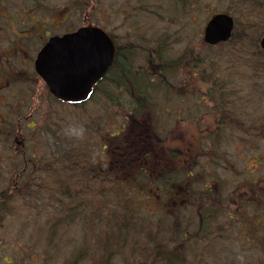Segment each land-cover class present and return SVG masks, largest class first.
<instances>
[{
	"label": "rangeland",
	"instance_id": "rangeland-1",
	"mask_svg": "<svg viewBox=\"0 0 264 264\" xmlns=\"http://www.w3.org/2000/svg\"><path fill=\"white\" fill-rule=\"evenodd\" d=\"M140 9L142 14L151 15L153 22L142 21V23L155 25V37L157 41H161L158 45L162 46L163 43H168L169 53L166 55V60L174 61L183 55L184 63L187 62L189 63L188 67H193L190 70L191 74L170 75L162 83H157L158 81L154 80L147 86L149 89L146 94L148 98L146 104H143L146 107L141 108L137 114L125 104L116 107L109 102L106 113V109L99 106L100 97H95L101 90H97L92 96L93 98L84 105L78 107L68 104L60 105L61 138L64 137L69 144L79 142L91 146L93 131L102 128V135L106 136L105 138L108 140L112 139L111 137H114L116 141L135 140L133 149L136 147L149 149L151 142L160 143L159 139H162L163 146L165 143L166 145L170 143L173 150L179 152L178 148L181 145H188L193 135L197 136L199 130L204 129L207 140L196 146L202 148L204 153L202 165L206 172H210L205 177L214 180L212 186L215 187L212 188V191L215 190L217 193L216 196L210 193L207 199L215 197L217 199L220 195L221 206L218 208L209 207L210 211H215L213 214L215 218L208 222L206 220V223L202 224L199 232L203 234L204 238L196 233V218L190 216L189 209L182 211L169 209L170 215L163 223L165 221L167 223L172 217H177L178 221H181L180 224H184L188 239L195 241L194 243L189 240L186 242L185 252L188 264H264V256L262 257L264 248L259 249L260 247L256 246L257 241L261 242L260 228L264 229L262 210L259 208L260 202H254L258 197L255 200L251 199L250 203H254L247 207L244 203L241 207L230 210L224 204L228 201V197L246 200L247 195L244 193L247 179L246 169L248 171L252 169L251 162L255 157L264 160V139L261 138L264 137V132H259L257 129L264 125V54L256 64L252 63V58L248 57L249 52H253L257 48L261 49L260 40L264 35L259 36V34L264 29V0H184L183 2L180 0H140ZM218 12H227L235 17L237 23L246 24L249 29H252L248 35L256 37L257 42L245 43L242 39L243 36L236 32L232 41L227 45L206 47L201 39L203 25L210 15ZM251 25L252 28H250ZM165 36L168 38L166 39ZM236 57L238 61L232 64L231 62ZM183 72L186 70L183 69ZM145 81L148 83V80ZM168 85H170L169 88H167ZM153 86L156 89L152 92ZM187 88H194L196 92H184ZM209 88H214L215 91H207ZM160 89L166 90L163 92L159 91ZM197 89H205L208 97L204 103L209 107L201 109V112L204 113L205 120L207 117H214L213 124L210 125L208 122L204 127L198 126V130L196 125L191 122L175 123V113H170L165 117L164 113L167 112L164 106L180 111L183 113L182 118L190 114L197 115L199 108L191 100L197 97L202 102V97H204L203 92L197 91ZM175 91L184 92L186 96L183 98V95V100H181ZM112 99H117V96H111L109 100ZM227 101L235 105L237 118L232 116V111L227 108ZM201 102L198 100L195 103L201 104ZM93 103L96 104L92 105ZM154 116H157L156 126L151 124V119ZM105 117H107L106 127L103 126L104 124L99 126ZM243 120L244 123L241 122ZM208 121H211V118ZM228 122L233 125L228 126ZM122 125L125 128L118 134ZM250 125H254L255 130L248 129ZM209 128L212 129V132H209ZM137 130L143 131L142 139H138L136 133L133 134V131ZM252 135L253 140L249 146L248 137ZM193 143L195 145L197 142L193 140ZM96 146H98L97 143ZM233 152L236 155L235 161L234 156H229ZM250 153L252 160H248L247 166H245L246 157ZM92 154L94 157V148ZM175 159H177L176 165L182 168V162L178 161V154ZM197 171L195 173H199ZM127 172L129 171L125 172L124 177L121 176V181H124V184H120L117 190H129L133 187L135 190L124 191V194H121L122 197H125L124 205L135 209L138 215H142L144 211L153 213L158 210V200L152 193L147 196L145 192L150 189L149 182L145 183L147 180L150 181L146 172L141 171L136 177H134L133 171ZM8 177L11 176L0 175V189L9 183ZM196 177V175L192 176L193 179ZM252 177H258L256 184H264V163L257 173L253 172ZM133 180L138 184L142 183V185L135 186ZM180 181L181 176L177 174L174 182L177 184ZM152 188L155 189L156 186H152ZM158 192L168 194L166 185H162ZM50 193L45 195L42 192L40 197L31 201H27L25 198L16 201L15 199L1 201L0 264H61L67 260L65 257L69 256L76 248L77 238L73 239V233L67 231L61 236L62 243L65 244L68 238L71 239L63 246L62 252H57V250L55 252L53 249L45 254L44 239L51 233L53 227L55 228L54 223L57 222L58 212V209H54L51 201H46L52 200L49 198ZM41 198L47 203L46 205L36 206L37 208L32 206L41 204L42 202H32ZM208 204H211V201L207 200L206 206ZM239 204L241 203L238 202L237 205ZM133 205L138 206L131 207ZM153 214L155 215L151 214L152 220L155 221L162 212ZM226 214L232 215V217L230 218ZM246 236L253 238L248 241L244 238ZM152 238L157 237L153 235ZM73 240L76 242L73 243ZM119 258L118 256L109 258L110 262L108 263L118 264L120 263ZM75 264H92V261L89 262L83 258ZM157 264H162V262Z\"/></svg>",
	"mask_w": 264,
	"mask_h": 264
},
{
	"label": "flooded vegetation",
	"instance_id": "flooded-vegetation-1",
	"mask_svg": "<svg viewBox=\"0 0 264 264\" xmlns=\"http://www.w3.org/2000/svg\"><path fill=\"white\" fill-rule=\"evenodd\" d=\"M142 21L153 22V19L151 15L142 14L140 0H0V175L13 177L10 184H5L0 191L52 192L51 202L54 209L59 211L60 208L68 207L78 213L81 207L84 208V214L92 217L98 213L94 208H100V213L104 212L102 206L107 203L106 190L110 171L116 170L119 173L120 170L125 169V166L136 163L140 170L149 175L150 182L156 186L157 191L161 190L157 187L159 176L167 174L168 194L163 196L161 193L155 194V199L158 200L157 211L170 213L169 209L171 211L189 209L190 216L196 218L195 223H198L199 229L206 220L208 222L215 218L213 216L215 211H210L209 207H220L221 197L218 195L217 199L215 198L207 206L204 203V199L210 193L213 196L217 193L215 190L212 191L215 187L212 186L214 180L205 177L210 172H206L202 165L204 159L202 148L196 146L207 140L204 129L200 131L198 126L204 127L208 122L210 125L214 123V117H207L205 120V115L201 112V109L209 107L204 103L208 97L205 89H197L202 91L204 96L201 104L194 103L199 108L197 115L190 114L182 118L183 113L164 106L167 112L164 113L165 117L175 113V123L191 122L199 130L198 135H193L188 145H181L178 148L179 152L176 150L174 156L172 145L165 143L163 146L162 139H159L160 143L151 142L149 149L137 147L133 149L135 140L116 141L114 137L108 140L102 135V128L93 131L91 146L79 142L67 143L63 137L61 138L59 129L62 102L50 94L36 71L37 55L49 40L76 32L81 28H95L101 30L110 40L114 55L111 65L107 67L101 80L92 87L91 94L101 90L98 86L103 85L108 79L161 80L178 73L190 75V70L193 68L188 67L189 63H184L183 55L174 61L172 59L167 61L168 43L158 45L161 41H157L155 37V25ZM183 69L186 72H183ZM210 90L215 91L214 88H209L207 91ZM192 91L194 92L193 88L184 90L186 93ZM184 92L180 94H184L183 98L186 96ZM90 95L84 102L90 98ZM179 97L183 100L182 96ZM228 106L235 109L234 104L230 103ZM126 107L130 108L128 105ZM232 113V116H235L236 112L232 110ZM209 118L211 121H208ZM132 119L134 120L133 117ZM156 123L157 116H154L151 124L156 126ZM103 126L106 127V124L104 123ZM124 128L122 125L118 134ZM208 130L212 132L211 128ZM135 133L138 139H141L140 135L143 131H133L134 135ZM193 140L197 142L195 145ZM252 140L253 135L248 137L249 146ZM76 145L80 147L79 159H77ZM63 147L72 148L66 154L62 153ZM116 150L119 152L116 153ZM145 152L148 154L146 155ZM177 154L178 161L182 162V168L175 167ZM231 155L235 157V161V153H230L229 156ZM248 156L245 166L248 160H252L251 153ZM253 162H251L252 169L250 171L246 169L244 191L247 195L246 200L228 197V201L224 204L227 209L232 210L241 207L244 203L247 207L254 202H260L259 208L264 219V186H262L264 184H256L258 177H252L253 172L257 173L264 160L255 157ZM61 163L64 167H61ZM77 165L83 167L77 168ZM79 170L88 173V183L83 184L82 179L79 178L81 183L78 185L76 175ZM196 170L199 173H195ZM66 172L70 175L68 176ZM175 174L181 176V181L177 184L174 182ZM50 175L55 177L53 183L47 181ZM193 175L197 177L193 179ZM68 181L71 183L69 184ZM58 185L68 187L74 196L68 200H60L56 194ZM93 189L104 190L101 192L100 201H94ZM76 191H87V193L77 197ZM251 199L255 201L250 203ZM238 202L241 204L237 205ZM228 216L232 217V215ZM172 218L180 224L181 221H178L177 217ZM189 220L192 221L191 218ZM181 224L179 237L185 240L188 238L187 232L184 224ZM260 231L261 242L257 241L256 246L262 249L264 229L260 228ZM197 234L204 238L199 231ZM252 238L246 236L245 240L249 241ZM260 252L262 253L261 250Z\"/></svg>",
	"mask_w": 264,
	"mask_h": 264
},
{
	"label": "trees",
	"instance_id": "trees-1",
	"mask_svg": "<svg viewBox=\"0 0 264 264\" xmlns=\"http://www.w3.org/2000/svg\"><path fill=\"white\" fill-rule=\"evenodd\" d=\"M180 1L183 2L184 0ZM237 25L238 28H236L234 36L236 35V32H239V35L241 34V36H243L242 39L245 41V43L251 44V42H257L256 37L254 38L251 35H248V32L252 31V29H249L246 24L243 23ZM250 28H252V25ZM261 34L264 35V29L262 32H260L259 36ZM228 43L229 42H227L226 45ZM239 43L241 44V40ZM249 54L250 55H248V57L252 58V63L256 64L259 62V59L262 58L264 49L257 48V50L249 52ZM236 61H238L237 57L231 63L234 64ZM119 81L123 82L124 84L129 81L132 86L130 92L127 89L129 98H127L126 104L130 105L135 113L140 112L139 110L141 108H145L146 105H143L146 104V100L144 101L145 96L143 95V90L137 87V83L135 84L137 81L127 78H120L114 82ZM227 103L230 104L231 102L227 101ZM228 104L227 108L230 111L233 110L236 112V109L230 108ZM106 119L107 117H105L101 124H104ZM101 124H99V126ZM227 125L232 126L233 123L228 122ZM248 129L255 128L249 126ZM257 129L259 132H264V125L258 127ZM71 148L72 147H63L62 153L68 154ZM76 153L77 159H79V145H76ZM67 160H69V158H67ZM82 167L83 166L81 165H77V168ZM76 176L78 178V185L81 183L79 178L82 179L83 184H86L89 181V175L85 171L79 170ZM109 178L110 180L106 190L107 203L102 206L104 212L100 213V208H94L98 211V213L94 214L92 217H88L86 214H84V208L79 207L80 210L77 214V220L78 223H80V225H82L84 228V240L79 242V239L77 238L78 244L76 245V248L69 256L65 257L67 260L61 264H71L72 257L75 258V261L78 258L83 257L86 261H92V264H109V258L111 259L114 256L120 257V263L124 264H157L161 262L162 264H188V261L186 260L185 246L189 239L187 238L184 240L179 237L181 225L175 222L173 218H171L170 221H167V223L166 221L163 223V221L169 216L167 211H162V214L155 221L152 220V215L154 216L155 214L144 211L142 215H138L135 209L128 208L130 206L124 205L125 197H122L121 195L124 194V191H134L135 187L129 190H117L118 187H120V184H124V181L118 180V178L112 177L111 175H109ZM165 178L166 177L164 176V184L157 186L167 185V182L164 180ZM132 182H135V186L142 185V183L138 184L135 180ZM147 182L151 184L149 180L145 181V183ZM151 185H153V183ZM102 191L104 190L93 189L92 195L94 201L101 200ZM145 192L147 193V196H149L150 193L153 194L152 187L148 190H145ZM11 193H13L14 196L16 195V192H11V190L0 192V200H13L14 196ZM82 193L86 194L87 191H76L77 197H79V195ZM36 194H42V191L38 190L27 192V195L24 196V198L34 200V196ZM52 197L53 193H50L49 198L52 199ZM70 198L71 197H68V199ZM137 206L133 205L131 207ZM143 215L150 216L143 217ZM153 235H155L158 239L152 238ZM55 236L56 233H54V230H52L48 236H45V254H48L49 251L58 248L56 240L52 238ZM74 239L76 240L75 237ZM75 240H73V242H76ZM53 241L56 242L55 246L52 244ZM86 241L87 243H91L92 248L86 244ZM189 241H192L193 243L195 242L191 239ZM172 242L174 243L173 248L170 246ZM87 249H90L91 251Z\"/></svg>",
	"mask_w": 264,
	"mask_h": 264
},
{
	"label": "water",
	"instance_id": "water-1",
	"mask_svg": "<svg viewBox=\"0 0 264 264\" xmlns=\"http://www.w3.org/2000/svg\"><path fill=\"white\" fill-rule=\"evenodd\" d=\"M232 28L231 16L215 14L204 27L203 40L211 45L224 42L230 38ZM112 57L113 46L102 32L81 28L50 40L38 54L35 66L54 96L76 102L83 100L100 80Z\"/></svg>",
	"mask_w": 264,
	"mask_h": 264
},
{
	"label": "bare ground",
	"instance_id": "bare-ground-1",
	"mask_svg": "<svg viewBox=\"0 0 264 264\" xmlns=\"http://www.w3.org/2000/svg\"><path fill=\"white\" fill-rule=\"evenodd\" d=\"M117 79L120 78H115V79H111V80H107L102 86H101V91L95 96H99L101 99V103L99 104V106L101 108L106 109V113L108 112V102L110 104H113V106H119L122 104H126L127 101V96H128V91L130 92L132 89L131 84L129 83V81L126 82V84H124L123 82L119 81V82H114ZM124 79V78H122ZM149 89L147 87H145L143 89V95L144 97V101L148 98V96L146 95ZM117 96V99H112L109 100L111 96ZM95 101V99H94ZM113 101H115V103H112ZM96 103H93L92 105H94ZM264 139V137H262ZM61 167H64L63 164L61 163ZM66 174L69 176L70 173L66 172ZM48 183H53V181L55 180L54 175H50L48 176ZM68 183L70 184L71 182L68 181ZM56 194L58 195V198L60 200H68V197H73L74 193L68 188V187H64L62 185H58L57 189H56ZM78 213L71 211L68 207L65 208H60V210L57 212V223H54L55 228L53 227L54 232L56 233L55 237H52L56 240L58 248H56L55 250H57V252H62L63 250V246L67 243H69L71 238H68L67 243L63 244L62 240H61V236L67 232V231H71L73 233L72 238H78L79 242L83 241L84 239V228L82 227V225H80V223H78ZM173 241V240H171ZM56 242H52V244L55 246ZM86 244L92 248L91 243H87ZM171 248L174 247V243H171ZM90 250V249H87ZM91 251V250H90ZM83 257L78 258L75 261V258L72 257L71 259V264H75V262H79L80 260H82ZM118 264H124V263H118Z\"/></svg>",
	"mask_w": 264,
	"mask_h": 264
}]
</instances>
